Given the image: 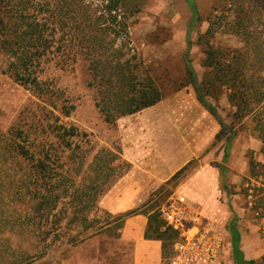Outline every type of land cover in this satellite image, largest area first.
Returning <instances> with one entry per match:
<instances>
[{
  "label": "rangeland",
  "instance_id": "374dc122",
  "mask_svg": "<svg viewBox=\"0 0 264 264\" xmlns=\"http://www.w3.org/2000/svg\"><path fill=\"white\" fill-rule=\"evenodd\" d=\"M88 1L99 4L97 0ZM194 3L196 12L190 9L187 0H144L140 12L130 18L132 47L138 61L144 72L154 78L164 97L152 107L118 119L116 124L107 123L96 107L84 56L78 55L69 63L58 56L45 58L40 79L47 90L39 94L10 77L6 72L8 59L0 50V171L4 175L1 180L5 178L6 182L12 177L17 180L19 175L30 172L31 165L18 163L15 158L17 143L26 145L37 156L42 153L62 156L65 165L61 171L69 175L78 170L81 156H86L88 162L100 150H121L122 159L130 162L136 174L150 177L151 206L156 209L161 200L183 190L204 211L209 208L217 213L222 207L220 214L227 218L235 213L247 257L254 259L255 264H264V179L253 176L264 164L257 128L264 121V112L255 111L237 121L228 89L208 96L236 133L230 156L224 160L227 142L216 140L220 124L198 100L194 86L187 82L190 64L200 81L209 72L204 66L206 48L223 51L230 57L242 50L254 65L248 73L263 78L264 91V68L258 63L259 58H264V0H194ZM254 45L259 52L253 51ZM262 105L264 102L255 109ZM66 111H70L69 116ZM60 125L77 129L66 137L69 145L62 142L57 130ZM2 159L5 161L1 162ZM252 161L256 163L253 170ZM223 164L227 167L230 192L223 187L220 171ZM98 174L88 169L87 163L79 168L76 185L83 177L89 184ZM253 186L263 190L256 201L258 211L253 210L255 203L247 196V189ZM110 190L99 201L100 208L106 211L109 210L104 199ZM14 203L5 215L12 216V212L16 216L28 210L26 203L16 200ZM113 230L110 227L77 244L60 240L38 264H85L79 260L82 252L89 250L88 241L113 237ZM227 236L219 261L235 264L228 228ZM168 249L173 252L172 245Z\"/></svg>",
  "mask_w": 264,
  "mask_h": 264
},
{
  "label": "trees",
  "instance_id": "16d2710c",
  "mask_svg": "<svg viewBox=\"0 0 264 264\" xmlns=\"http://www.w3.org/2000/svg\"><path fill=\"white\" fill-rule=\"evenodd\" d=\"M97 1L98 5L88 0H0V50L8 59L6 72L10 77L39 94L47 90L40 79L45 58L58 56L69 63L78 55L84 56L96 107L107 123L116 124L122 117L156 105L164 94L154 78L144 72L132 47L129 20L140 12L144 0ZM187 1L196 12L194 0ZM253 51L260 49L254 45ZM204 53V66L209 72L200 81L190 64L187 82L194 86L198 100L218 120L220 131L216 140H226L224 160H227L236 133L208 96L228 89L229 101L236 107L234 117L241 121L255 111L264 112V105L255 109L264 102L263 78L248 73L254 65L242 50L232 57L211 47ZM258 63L264 68L263 57ZM65 114L69 116L70 111ZM257 128L264 146V121H260ZM57 130L67 145L66 137L77 131L74 126L67 129L62 125ZM14 148L18 163L31 166L30 172L6 182L5 178L1 180L3 172L0 171V264H38L58 241L66 239L77 244L110 227L114 228L112 235L119 236L125 220L140 213L148 215L145 237L162 241L165 261L172 256L168 246H173L177 233L166 226L150 201L116 215L99 206L100 199L131 168L130 163L122 159L121 150H100L88 162L86 156L79 157V168L88 163V169L99 174L89 184L83 177L76 185L79 168L73 175L61 171L65 165L62 156L49 153L37 156L20 143ZM251 164L252 170L255 169L256 163ZM260 167L253 175L256 179H264V164ZM220 171L223 187L230 192L225 164L220 166ZM260 191L263 192L258 186L247 189V196L255 203L254 211L259 210L256 201H259ZM14 200L26 203L28 210L16 216L12 212V216L5 215L15 206ZM3 216H7L6 219H2ZM236 221L234 216L236 263L253 264V260L245 261L238 249L240 238L235 229Z\"/></svg>",
  "mask_w": 264,
  "mask_h": 264
},
{
  "label": "crops",
  "instance_id": "0c3cea01",
  "mask_svg": "<svg viewBox=\"0 0 264 264\" xmlns=\"http://www.w3.org/2000/svg\"><path fill=\"white\" fill-rule=\"evenodd\" d=\"M126 160V159H125ZM127 161V160H126ZM130 163L129 161H127ZM131 165V164H130ZM176 172V171H175ZM135 170H130L122 176L110 190V193L104 199V206L107 210L114 214H120L128 210H132L150 201V193L148 189L150 177L145 174H136ZM174 174V172H172ZM177 196L185 203L191 206L199 207L205 216L213 221L217 226L222 228L227 236V228L231 234V247L233 257L236 263L234 249L236 248L235 236L233 231V218L237 215L234 213L232 217L220 214L222 207L215 211H207L194 203L188 195L182 190ZM230 208L231 205H230ZM215 214V215H214ZM148 227V215L145 213L136 214L128 217L123 227L120 229L119 236H104L88 241L89 250L82 252L80 255V263L85 264H167L163 258L162 241L156 239H147L145 233ZM227 227V228H226ZM238 235V249L243 253L245 261L255 260L248 258L242 244L243 237L238 228V219L235 227ZM217 264H221L219 261Z\"/></svg>",
  "mask_w": 264,
  "mask_h": 264
},
{
  "label": "built area",
  "instance_id": "2783aa9c",
  "mask_svg": "<svg viewBox=\"0 0 264 264\" xmlns=\"http://www.w3.org/2000/svg\"><path fill=\"white\" fill-rule=\"evenodd\" d=\"M156 210L167 227L177 233L167 264H217L226 235L197 206L183 202L174 191Z\"/></svg>",
  "mask_w": 264,
  "mask_h": 264
}]
</instances>
